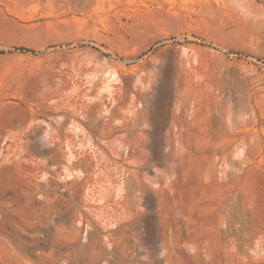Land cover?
Here are the masks:
<instances>
[{
  "label": "rangeland",
  "instance_id": "rangeland-1",
  "mask_svg": "<svg viewBox=\"0 0 264 264\" xmlns=\"http://www.w3.org/2000/svg\"><path fill=\"white\" fill-rule=\"evenodd\" d=\"M1 146L0 264H264V0H0Z\"/></svg>",
  "mask_w": 264,
  "mask_h": 264
},
{
  "label": "bare ground",
  "instance_id": "bare-ground-1",
  "mask_svg": "<svg viewBox=\"0 0 264 264\" xmlns=\"http://www.w3.org/2000/svg\"><path fill=\"white\" fill-rule=\"evenodd\" d=\"M99 88H100V87H99ZM101 88H102V87H101ZM101 88L99 89V91H101ZM166 105H167V104H166ZM168 105H169V104H168ZM3 148H4L3 146L0 147V153L3 151ZM6 148L8 149L9 147L7 146ZM6 148H5V149H6ZM68 176H69V175H67V176H65V177H66L67 179H69ZM80 176H81V174L76 178V180H78V179L80 178ZM65 177H64V179H66ZM53 183H54L53 179H49V186L53 185ZM4 213H5L4 211L0 210V214H1V216H5ZM8 254H12V256H15L14 252H11V253H8ZM4 255H5V254H4Z\"/></svg>",
  "mask_w": 264,
  "mask_h": 264
},
{
  "label": "trees",
  "instance_id": "trees-1",
  "mask_svg": "<svg viewBox=\"0 0 264 264\" xmlns=\"http://www.w3.org/2000/svg\"><path fill=\"white\" fill-rule=\"evenodd\" d=\"M21 51H23V52H27L25 49H22Z\"/></svg>",
  "mask_w": 264,
  "mask_h": 264
}]
</instances>
